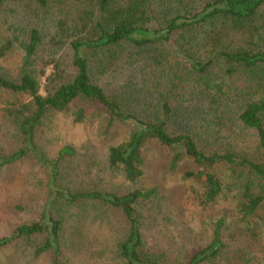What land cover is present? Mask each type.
<instances>
[{
    "label": "trees",
    "instance_id": "obj_1",
    "mask_svg": "<svg viewBox=\"0 0 264 264\" xmlns=\"http://www.w3.org/2000/svg\"><path fill=\"white\" fill-rule=\"evenodd\" d=\"M10 6L22 15L0 20V94L15 100L2 111L18 149L0 152V168L33 163L27 180L46 201L0 233V250L51 264H264V0H0V14ZM59 114L127 137L67 181L63 164L86 150L47 152ZM155 145L171 173L186 165L182 186L203 212L230 208L199 225L174 209L173 192L146 180Z\"/></svg>",
    "mask_w": 264,
    "mask_h": 264
},
{
    "label": "rangeland",
    "instance_id": "obj_2",
    "mask_svg": "<svg viewBox=\"0 0 264 264\" xmlns=\"http://www.w3.org/2000/svg\"><path fill=\"white\" fill-rule=\"evenodd\" d=\"M22 10L15 6L6 7L0 14V20L14 22L15 19L21 20ZM20 17V18H19ZM22 53L15 49L2 60V66L9 72L16 71L21 64ZM50 71L48 70V74ZM45 77L42 78L41 92L44 94ZM15 100L5 94H0V152L3 154L16 151L18 142L14 141L9 132V126L3 121L4 108H7ZM103 122L98 119H90L82 124H75L68 114H59L53 119V125L47 126L49 130L44 135V147L50 155L56 154L60 147L72 145L75 147L85 146L86 152L82 156L70 159L63 164L62 170L67 181H72L80 176L83 166L101 162L105 159L107 150L112 145L118 144L127 137V129L123 125H116L111 135H102ZM172 154L168 150L158 149L152 146L147 153V183L160 184L168 192H173L172 207L179 209L183 216L193 215L195 223L200 224L201 220L206 219V214H216L224 207L230 208V203L222 201L212 207L209 211L203 212L197 204L185 194L187 187L182 186L180 172L186 169L183 165L176 172H170L168 165ZM32 165L28 160H21L11 165L0 168V233L3 236L10 235L19 225L37 220L41 211L42 204L46 201L45 192L39 193V187H32L34 183L28 182V176L33 174ZM34 175H40L38 172ZM32 176V175H31ZM44 186H46L44 184ZM185 198V199H184ZM35 200V201H34ZM34 201V202H33ZM21 207L18 209L17 207ZM90 210V208H89ZM90 214V213H89ZM90 216V215H89ZM82 219V218H81ZM84 228H90L89 234H102V231L95 230L90 219H82ZM73 223L76 220H72ZM69 227V225H67ZM70 229L72 228L69 227ZM93 228V229H92ZM150 239L159 240L158 232H152ZM94 236V235H93ZM70 232L66 239L70 240ZM100 237L96 238L91 245L90 253L98 249ZM15 249L0 250V264H51L49 257L43 255L40 259L19 261V254ZM67 256L75 255V251H66ZM86 264H91L89 258L83 259Z\"/></svg>",
    "mask_w": 264,
    "mask_h": 264
}]
</instances>
